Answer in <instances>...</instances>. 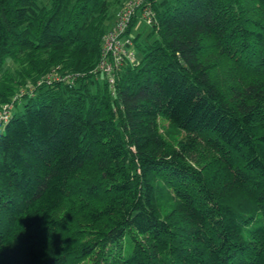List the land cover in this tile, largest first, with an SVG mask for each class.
Wrapping results in <instances>:
<instances>
[{"label": "trees", "instance_id": "16d2710c", "mask_svg": "<svg viewBox=\"0 0 264 264\" xmlns=\"http://www.w3.org/2000/svg\"><path fill=\"white\" fill-rule=\"evenodd\" d=\"M125 1L0 0V264H264V0H146L111 84Z\"/></svg>", "mask_w": 264, "mask_h": 264}, {"label": "built area", "instance_id": "2783aa9c", "mask_svg": "<svg viewBox=\"0 0 264 264\" xmlns=\"http://www.w3.org/2000/svg\"><path fill=\"white\" fill-rule=\"evenodd\" d=\"M146 0H126L117 12L114 24L108 29L102 45V57L99 68L105 72L111 84L116 81L115 71L122 66L126 59L135 61L133 52L134 38L132 32L128 33L134 16L141 11L147 23L152 24L154 20L152 10L144 5ZM0 109V119H7L11 106L3 104Z\"/></svg>", "mask_w": 264, "mask_h": 264}, {"label": "rangeland", "instance_id": "374dc122", "mask_svg": "<svg viewBox=\"0 0 264 264\" xmlns=\"http://www.w3.org/2000/svg\"><path fill=\"white\" fill-rule=\"evenodd\" d=\"M120 8L121 7H119L115 11V13H114V15L110 21V27L114 24L116 16H117V12L119 11ZM139 12H141V11L138 10L137 16H139V17H138L137 23L135 24V26L132 30V34L135 37L138 35L140 42H142L146 39L151 40V39L155 38L156 34H152L153 26L151 24L147 23V21L143 18V15ZM134 42H135V38H134ZM132 50H133L134 55H135V61L139 60L142 57L141 50L136 46H134ZM211 60H212V63L214 62V63H216L217 66L220 67V68H218L217 71H218V74L221 75V78H223V76L225 77V74H223L222 72H226L228 74H231L234 72V71H232V67L229 64V63H231L230 60L225 58V56L220 57L219 55H213V56H211ZM9 65L12 67L14 66L11 61H10ZM98 69L101 72H103L101 70V68L98 67ZM115 77H116V75H115ZM22 103H23V101L21 103H19L17 108L23 109ZM159 123H160V130L162 131V133L165 134L170 139L180 138V136L190 137L186 134V132H183V131H180L179 129L174 128L170 124L168 119H166L165 117H162L160 119ZM197 142L198 143H195L196 145L194 147L189 149V152L187 154H188V159L191 161V164H193L196 167H201V165H203V163H204L203 162L204 159H206L208 157L209 152H208V148L205 146V142L203 140L197 139Z\"/></svg>", "mask_w": 264, "mask_h": 264}]
</instances>
